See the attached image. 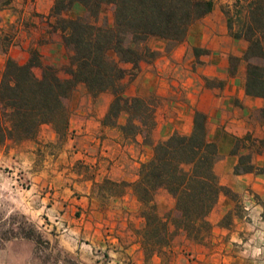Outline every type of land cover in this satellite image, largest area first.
Here are the masks:
<instances>
[{"label":"crops","instance_id":"crops-1","mask_svg":"<svg viewBox=\"0 0 264 264\" xmlns=\"http://www.w3.org/2000/svg\"><path fill=\"white\" fill-rule=\"evenodd\" d=\"M213 1L212 11L189 28L183 42L170 47L165 40L150 37L144 45L156 53L154 59L139 61L136 69L130 63L119 62L125 70L119 82L123 95L155 100L150 143L141 133L127 138L118 127L103 125L113 99L110 92L92 96L83 84H78L66 99L68 138L58 153L41 155L40 167L29 174L34 189L31 192L38 204L29 201L27 205L38 209L37 204L41 210L53 212L49 220L57 227L56 242L80 264H235L244 244L255 238L244 231L250 227L264 230V98L246 92L245 63L241 58L247 43L230 37L225 16ZM54 2L17 0L2 14L0 37L10 43L0 55V76L7 56L24 64L31 49L38 51L43 65L60 70L67 64L70 51L60 33L52 30ZM72 8L78 14L67 18L84 15L81 5ZM230 57L240 59L233 74ZM33 71L40 76V68ZM58 75L69 78L61 71ZM195 112L206 116V138L217 146L213 170L218 183L237 198L219 193L205 216L212 230L202 242L179 232L160 253L147 252L142 245V205L132 188L100 199L96 186L104 180L136 182L141 164L152 158L154 144L175 133L191 134ZM126 119L127 114H120L118 125ZM41 129L46 136L36 140L51 148L56 144V133L49 125ZM36 140L21 145L33 144L36 148L30 149L37 150L40 144ZM237 140L238 150L232 153ZM5 147L0 148V165L14 156L15 160H24L29 169L33 167L32 151ZM64 155L89 170L88 174H71L66 187L56 185L66 171L62 166ZM241 156H249L255 170L236 173ZM154 203L161 216L175 213V199L164 188L155 192ZM238 205L241 215L235 211ZM228 214L230 218L223 224Z\"/></svg>","mask_w":264,"mask_h":264},{"label":"trees","instance_id":"trees-1","mask_svg":"<svg viewBox=\"0 0 264 264\" xmlns=\"http://www.w3.org/2000/svg\"><path fill=\"white\" fill-rule=\"evenodd\" d=\"M12 2L0 0V11ZM74 4L83 7L84 15L63 17L62 13ZM104 5L112 7L111 23L99 21ZM213 7V0H55L52 14L56 22L52 30L60 33L63 45L70 51L67 64L61 68L69 78L62 79L58 68L43 65L36 49L30 50L24 64L7 56L0 76V142L31 139L43 125L51 126L58 137L64 138L69 121L65 101L78 84H83L92 96L103 92L113 95L103 125L118 127L127 138L141 133L150 143L154 105L150 98L123 95L119 82L125 70L119 62L130 63L136 69L139 61L154 59L156 53L144 45L146 40L160 38L170 47L181 43L189 28ZM220 10L230 37L247 43L241 58L245 63V90L264 98V0H233L220 5ZM239 61L229 58L231 74ZM34 68L41 69L40 76L35 75ZM122 113L127 114V119L118 125ZM238 147L239 140L232 153ZM217 156L216 144L206 138V116L195 112L191 134L175 133L154 144L152 158L141 164L136 182L103 181L105 187L117 190L111 195L132 188L142 205V245L147 252L160 253L179 232L202 242L212 230L205 216L219 193L237 198L218 183L213 170ZM249 163V156H241L235 172L255 170ZM159 188L175 199L174 214H158L154 194ZM229 217L226 215L224 220ZM33 232L29 230L23 237L31 239ZM68 264L76 263L69 260Z\"/></svg>","mask_w":264,"mask_h":264},{"label":"rangeland","instance_id":"rangeland-1","mask_svg":"<svg viewBox=\"0 0 264 264\" xmlns=\"http://www.w3.org/2000/svg\"><path fill=\"white\" fill-rule=\"evenodd\" d=\"M16 1L17 0H13L9 6L0 11V24L3 21L2 14L10 9L12 4ZM232 1L233 0H216L219 7L222 4H231ZM63 14L65 18L75 17L78 14V10L70 8ZM99 21L112 22L111 6H102ZM9 43V39L0 37L1 56L6 52ZM109 57L110 59H114L113 56ZM0 63L2 62L0 61ZM59 71L64 73L61 69ZM150 100L151 103L155 105V100L152 98H150ZM42 132L43 130L40 127L35 136L27 140L33 142V140L43 138L46 134L42 135ZM67 138V133L64 138L57 136L56 144L51 148H45L47 145H42V143L36 140V142L40 144V147H37V150L33 151L30 148H36L35 145H21L23 141L19 143L12 141L0 142V148L5 145L6 149L16 148L22 152L32 151L35 160L31 169L28 168L27 164L23 163L25 162L24 160H15L14 156L0 165V264H68L69 260L74 261L76 264H80L56 242L55 236L58 235L56 232L57 227L49 220V218L52 219L54 214L52 211L46 210V208L41 210L39 205H37V197H33L35 194L31 192V190L34 189L30 181L31 178L29 177V174L33 173L37 167H40L42 160L41 155L43 156L45 153L53 152L58 153L60 149L64 148V143ZM66 152H69V150H66ZM65 156L66 155L63 156L64 163L62 164L66 170L64 177L56 181L57 186L62 185L63 187L69 184L67 180H70L71 174H88L89 171L84 164L70 159V156ZM96 189L100 199H103L104 196L115 194V192L117 193L116 189L108 186L105 187L103 184L96 186ZM47 192L48 190L46 193ZM50 198L51 196H49V199ZM29 201H33V203L37 202L36 207L38 209L29 208L27 205ZM33 203H31V207H33ZM42 206L43 205H41V207ZM235 211L240 215L242 214V209H240L239 205L236 206ZM229 218L225 219L223 224H226ZM29 230H34L33 236L31 239H26L23 236H25ZM244 233L255 235V238H252V240H254L253 242L244 244V247H242L240 251L239 259L235 264H264V230L256 228L253 230L252 227H250L248 231H244ZM185 264L187 263L185 262Z\"/></svg>","mask_w":264,"mask_h":264}]
</instances>
